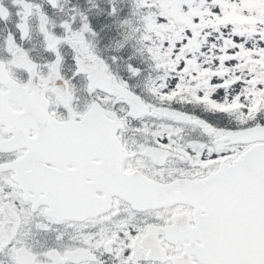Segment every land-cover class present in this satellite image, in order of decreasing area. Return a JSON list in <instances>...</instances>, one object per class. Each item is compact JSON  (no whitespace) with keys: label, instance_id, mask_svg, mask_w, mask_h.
I'll return each mask as SVG.
<instances>
[{"label":"snow or ice","instance_id":"snow-or-ice-1","mask_svg":"<svg viewBox=\"0 0 264 264\" xmlns=\"http://www.w3.org/2000/svg\"><path fill=\"white\" fill-rule=\"evenodd\" d=\"M0 264H264V0H0Z\"/></svg>","mask_w":264,"mask_h":264}]
</instances>
